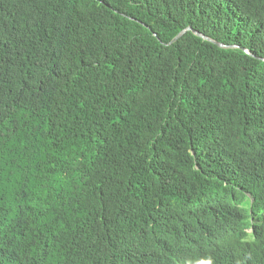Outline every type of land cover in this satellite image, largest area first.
Instances as JSON below:
<instances>
[{"label":"trees","instance_id":"trees-1","mask_svg":"<svg viewBox=\"0 0 264 264\" xmlns=\"http://www.w3.org/2000/svg\"><path fill=\"white\" fill-rule=\"evenodd\" d=\"M0 264H264V0H0Z\"/></svg>","mask_w":264,"mask_h":264},{"label":"water","instance_id":"water-1","mask_svg":"<svg viewBox=\"0 0 264 264\" xmlns=\"http://www.w3.org/2000/svg\"><path fill=\"white\" fill-rule=\"evenodd\" d=\"M187 29H189V27H187V28H185V29H183L182 31H180L173 39H172V41H175L178 37H180L181 35H182V33L185 31V30H187ZM195 33H197V34H199V35H201L200 33H198V32H196V31H194ZM204 38H207V37H205V36H203ZM220 45H222V44H220Z\"/></svg>","mask_w":264,"mask_h":264}]
</instances>
